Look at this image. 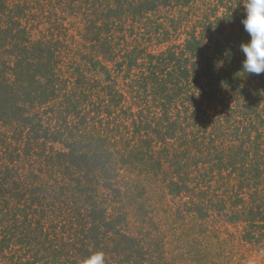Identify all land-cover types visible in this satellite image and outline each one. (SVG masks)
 Segmentation results:
<instances>
[{
	"label": "trees",
	"instance_id": "1",
	"mask_svg": "<svg viewBox=\"0 0 264 264\" xmlns=\"http://www.w3.org/2000/svg\"><path fill=\"white\" fill-rule=\"evenodd\" d=\"M244 3L0 0V264H264Z\"/></svg>",
	"mask_w": 264,
	"mask_h": 264
},
{
	"label": "clouds",
	"instance_id": "2",
	"mask_svg": "<svg viewBox=\"0 0 264 264\" xmlns=\"http://www.w3.org/2000/svg\"><path fill=\"white\" fill-rule=\"evenodd\" d=\"M241 23L250 37L248 42L240 45V52L244 56L241 72L246 76L260 75L264 73V0H245ZM228 55L230 53L226 52V58ZM217 64L222 67L224 60ZM83 264H105V254L102 251L94 252L84 259Z\"/></svg>",
	"mask_w": 264,
	"mask_h": 264
}]
</instances>
